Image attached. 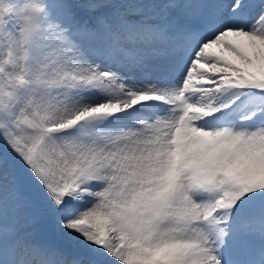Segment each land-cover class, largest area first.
<instances>
[{"label": "snow or ice", "instance_id": "1", "mask_svg": "<svg viewBox=\"0 0 264 264\" xmlns=\"http://www.w3.org/2000/svg\"><path fill=\"white\" fill-rule=\"evenodd\" d=\"M0 264H264V0H0Z\"/></svg>", "mask_w": 264, "mask_h": 264}]
</instances>
